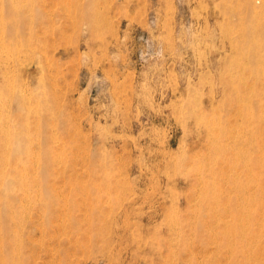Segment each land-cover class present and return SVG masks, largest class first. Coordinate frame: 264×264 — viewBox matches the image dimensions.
Here are the masks:
<instances>
[{"label":"rangeland","instance_id":"374dc122","mask_svg":"<svg viewBox=\"0 0 264 264\" xmlns=\"http://www.w3.org/2000/svg\"><path fill=\"white\" fill-rule=\"evenodd\" d=\"M68 1H1L0 188L25 215L5 254L17 230L21 264H228L210 223L233 194L242 111L264 107L252 14L237 0Z\"/></svg>","mask_w":264,"mask_h":264},{"label":"bare ground","instance_id":"6f19581e","mask_svg":"<svg viewBox=\"0 0 264 264\" xmlns=\"http://www.w3.org/2000/svg\"><path fill=\"white\" fill-rule=\"evenodd\" d=\"M1 1L5 2V6L7 8L6 10L11 12V13L12 12L13 13L19 12V10H20V5H19L20 0H0V89H1V76L3 78L2 81L5 78L3 73L1 75V33H2L1 32ZM237 1L240 5L239 11L236 12V14L239 13V18H246L248 14H252V16H253L252 22H253V24H255L257 26L255 33H257L260 36V40L256 44L255 50H254L255 56H256L255 62H257L260 66L264 67V58H262V55H264V0H237ZM229 2H227L228 7H230L229 4H231ZM46 7L47 6H45V8ZM200 8H201V6H200ZM47 10H48V8H47ZM70 11H68V13ZM21 16H22V14H21ZM20 23H22V22H20ZM7 26H8V24H7ZM222 30L224 31V27ZM21 32H22V30H21ZM217 35H219V34H217ZM230 36H231V34H230ZM221 37H222V35H221ZM240 37H242V35ZM3 40H4V38H3ZM239 42L240 41H238L237 44ZM230 43L232 44V41H230L229 44ZM45 51H47V50H45ZM246 51H247V49H246ZM45 53H47V52H45ZM18 56H19V54H18ZM240 57H241V55H240ZM237 58H239V57H237ZM37 61H38V59H37ZM48 61H49V59H48ZM4 62H6V61H4ZM50 63H51V61H50ZM239 63H241V62H239ZM39 64H40V62H39ZM13 66H14V63H13ZM48 66L50 67V65H48ZM48 69H50V68H48ZM262 70H263V68H262ZM9 72H10V68H9ZM24 73H26L27 78L30 76L29 70L25 71ZM233 73H235V72H233ZM39 74H40V72H39ZM243 76H245V75H243ZM39 77H40V75H39ZM12 80L13 79H11V81ZM35 80L33 81V83L35 82ZM27 82H28L27 80L23 79V81L21 83L22 86L27 84ZM246 83H248V82H246ZM250 83H251V81H250ZM258 83L260 84V88H263V91H261L257 94V100H259L261 102L259 105H262V104H264V102H263V100H264V70L262 71V74L258 79ZM13 84H14V82H13ZM246 85H248V84H246ZM22 86H20V87H22ZM24 88H26V87H24ZM12 91H13V89H12ZM22 91H23V89H22ZM27 93L28 92H26V94ZM0 98H1V96H0ZM34 103H36V102H34ZM43 104L46 105V108L45 107L44 108L48 109L47 108L48 100L43 102ZM28 106L26 103L25 96L23 95L21 90L17 91L12 98V110L11 111H12V116L14 117L13 118L14 123L11 126L14 128V130H16L20 134H22L26 130V128H28V123H29L28 112H30L29 109L27 110ZM5 113H7V112H5ZM1 116H2V113L0 112V117ZM8 117H7V119H8ZM242 118L244 119L245 122H247V126H251V127L247 131L244 132L245 137L238 138L237 142H236L240 147L241 153H238V158H239L240 163L234 164L235 175L231 178L230 191L233 192V194L231 196L230 195L227 196L225 200L223 199V201H222L221 197L218 200H215V204L216 205L220 204V206H219V208H216V209L212 208V209H214V211L212 212V217H213L212 223L213 224L210 223L212 230H211V234L209 235V237H210L211 241L215 242V245H216L215 250H219V248L225 250L227 257H228L227 259L229 260L228 264H264V107L258 113H254V112H248L247 113V112L242 111ZM2 125H4L3 122H2ZM7 126L8 125L6 124V126H4V127L2 126V128H5ZM8 127H10V126H8ZM235 127H237V126H235ZM244 127L246 128V125H244ZM3 131L6 132V130H3ZM0 136H1V121H0ZM6 143L8 144V142H6ZM17 150H19V148H17ZM8 158H9V156H8ZM6 161H8V160H6ZM42 164H43V162H42ZM22 170H24V169H22ZM231 170H232V168H231ZM237 170H239V171H237ZM227 176H228V174H227ZM226 177H224V179ZM10 182H12V181H10ZM212 182H213V184L215 183V181H213V177H212ZM249 183H254V184L250 185ZM227 188H229V187H227ZM11 189H12V187L9 185V186H6L4 190L10 191ZM27 194H28V192H27ZM197 194H198V192H197ZM216 196H218V194H216ZM21 198L22 197H19V195H17V194H15V195L5 194V195L1 196V188H0V264H21L20 263L21 262L20 256L18 254V252L20 251V248H21V246H19V242H17V240L19 239L18 231L15 230V233L13 234V236L15 238L14 242L17 244H15V250L11 252V255L5 254L6 243H4V239L6 238L5 232L7 231V229L8 230L10 229V231H11L12 226L17 225L20 221V218L23 217V215H24V209H22L20 207H15V203L13 202L14 200H20ZM11 199H14V200H11ZM4 201L6 202L4 205V210H3L5 212V215L1 216V210H2L1 204ZM45 206L48 207V205H45ZM220 219H224L221 226H218L219 223L214 224L215 220H220ZM173 222H174V220H173ZM216 261H217V259H216ZM216 261L214 260L213 262L215 263Z\"/></svg>","mask_w":264,"mask_h":264}]
</instances>
